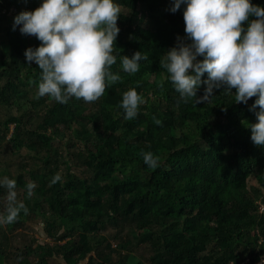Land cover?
<instances>
[{
  "label": "trees",
  "instance_id": "16d2710c",
  "mask_svg": "<svg viewBox=\"0 0 264 264\" xmlns=\"http://www.w3.org/2000/svg\"><path fill=\"white\" fill-rule=\"evenodd\" d=\"M114 2L130 7L129 17L118 18L120 32L113 52L116 63L111 68L120 74L121 81L108 86L103 96L92 102L93 107L73 101L74 97L66 104L49 96L32 103L34 110L40 106L46 110L45 130L65 125L73 131L75 140L84 147L73 158L86 155L92 171L90 178L68 172L63 184L61 180L52 183L58 168L51 163L50 154L37 159L49 178L39 182L38 192L49 197L40 206L42 216L46 218L49 213L61 227L80 223L94 231L104 229V220L112 226L129 221L139 232L137 242L148 244L153 251L150 264H229L248 248H258L249 264H262L264 146L252 142L248 127L257 120L250 110L256 97L247 104H238L235 89L229 93L221 88L214 91L209 103L198 104L196 98L184 103L169 74L160 67V59L177 45L178 38L191 43L185 33L186 5L173 13L172 0ZM251 2L264 7V0ZM42 3L43 0H0L1 105L23 94L27 88L23 75L36 83L42 75L35 62L24 61L26 49L39 47L41 42L22 34L21 26L13 30L9 11L12 6L17 8L15 14L34 11ZM143 18L150 28L141 26ZM137 51L147 53L148 60L139 62L137 73L124 72L123 55L131 57ZM206 79L207 73L202 77ZM205 87L202 84L198 95H203ZM130 88L142 96L151 92L153 101L147 98L136 118L126 120L120 105L123 93ZM154 117L162 124L154 123ZM10 122L0 125L7 128ZM19 129L17 124L12 138L15 146L21 142ZM32 134L44 142L49 153L53 136L45 131ZM144 152L159 158L157 168L145 164ZM116 173L124 174V179L114 180ZM252 178L258 183L257 189L248 185ZM74 211L78 216L73 218ZM55 231L56 225L45 229L47 236L55 237L61 230ZM67 233L68 229L62 239ZM128 244L121 245L122 249H127ZM117 255L116 264H126L128 254ZM46 257L66 264H114L100 248L97 236L87 233L50 248L38 264Z\"/></svg>",
  "mask_w": 264,
  "mask_h": 264
},
{
  "label": "clouds",
  "instance_id": "9594fccd",
  "mask_svg": "<svg viewBox=\"0 0 264 264\" xmlns=\"http://www.w3.org/2000/svg\"><path fill=\"white\" fill-rule=\"evenodd\" d=\"M182 4L186 5L185 33L191 43L178 38L177 45L162 55L160 67L167 71L184 103L192 98L198 104L209 103L214 91L221 88L229 93L235 89L238 104H247L256 97L250 110L257 120L248 127L252 142L264 146V7L251 0H172L170 11L175 13ZM121 14L114 0H43L34 11H22L14 18L13 30L21 26L22 34L35 36L41 42L39 47L25 51L28 64L35 62L42 70L38 99L49 96L66 104L75 97L92 103L103 96L108 86L121 81L120 74L111 71L116 63L113 52ZM141 60H148L147 53L123 55V71L137 73ZM205 73L207 79L202 80ZM163 84L161 80V88ZM202 84L206 87L203 95H198ZM144 103L135 88L125 91L120 105L125 119L136 118ZM154 123L161 125L162 120L154 117ZM143 159L152 169L159 166V158L152 152H144ZM60 179L57 174L51 182ZM16 185L15 179H0V187L7 189L0 225L15 223L21 211H29L18 199ZM35 187L34 182L26 184L28 198Z\"/></svg>",
  "mask_w": 264,
  "mask_h": 264
},
{
  "label": "rangeland",
  "instance_id": "374dc122",
  "mask_svg": "<svg viewBox=\"0 0 264 264\" xmlns=\"http://www.w3.org/2000/svg\"><path fill=\"white\" fill-rule=\"evenodd\" d=\"M119 6L122 10L121 15L129 17L130 7ZM12 9L8 15L14 21V18L18 15L15 14L17 8L12 6ZM146 21V18H143L141 26L150 28ZM1 61H3V57L0 55ZM24 61L27 62V60ZM2 70L3 68L0 69V73ZM23 80L27 87L23 94L4 105L0 104V123L12 120L7 128L0 125V179L7 176L10 179L16 180L18 199L23 200L29 211L27 214L21 211L15 223L0 225V255L2 256L0 264H19L24 261L38 264L39 260L50 248L63 245L70 238H74L81 233L96 235L100 241V248L106 255L112 257L114 264L117 262L118 253L121 255L128 254L126 264H150L153 251L148 244L137 242L136 239L139 232L133 228L129 221H121L117 223V226H112L104 220V229L95 231L86 230L80 223L61 227L59 226V220L49 213L46 215L48 220L45 221L46 218L42 216L40 206L49 197L44 195V193H39L38 190H40V180L48 177L42 168V164L37 159L40 160L47 154H50L52 158L51 163L55 168H58L62 184L65 182L64 175L68 172L74 173L79 178H90L92 171L88 166L89 161L86 155L83 158H73L79 151H84V147L80 142L75 140L72 130L68 129L65 125H59L54 130L49 128L45 130L43 119L46 116V110L43 111V107L41 106L39 110H34L32 106V103L40 102L37 98L39 83L30 84L29 81H33V79L26 75H23ZM143 97L145 103L147 98L153 101L151 92ZM73 101H79L86 107H93V103H86L82 99L77 100L74 97ZM145 103L140 105L139 109L143 108ZM17 124L21 127L18 139L21 142L15 146L12 138L14 137ZM33 131H45L49 136H53L49 153L44 146V142L32 134ZM123 176L125 175L116 173L114 180L124 179ZM47 181H49V178ZM28 182H34L36 185L30 198L27 197L26 192V184ZM248 185L256 189L258 188V183L253 178L248 181ZM35 192H38L37 196H35ZM6 197L7 189L0 187V213L5 212ZM77 216L78 212L74 211L73 218ZM51 225H56L55 232L61 230L55 237L47 236L45 232V229ZM66 229H68L67 237L62 239V235L66 234ZM127 242L130 243L128 244V248L122 249L121 245ZM257 251L258 248L255 250L248 248L245 253L240 254L236 261L229 264H249L250 258ZM41 264L66 263L56 258L46 257ZM93 264L97 263L94 261Z\"/></svg>",
  "mask_w": 264,
  "mask_h": 264
}]
</instances>
